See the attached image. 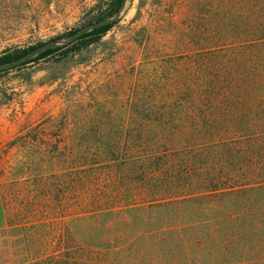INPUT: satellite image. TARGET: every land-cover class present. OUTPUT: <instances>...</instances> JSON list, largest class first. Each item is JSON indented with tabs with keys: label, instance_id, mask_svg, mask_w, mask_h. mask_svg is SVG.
<instances>
[{
	"label": "rangeland",
	"instance_id": "374dc122",
	"mask_svg": "<svg viewBox=\"0 0 264 264\" xmlns=\"http://www.w3.org/2000/svg\"><path fill=\"white\" fill-rule=\"evenodd\" d=\"M108 1L0 0V55L68 38ZM219 9L210 0H128L80 53L59 50L0 73V264H134L128 256L150 250L137 227L121 231L104 226L111 217H86L127 203L134 187L111 167L122 159L97 163L100 147L132 141L139 127L183 123L170 112L191 108L199 63H208L200 59L240 41L228 36ZM125 149L119 158L134 156Z\"/></svg>",
	"mask_w": 264,
	"mask_h": 264
},
{
	"label": "trees",
	"instance_id": "16d2710c",
	"mask_svg": "<svg viewBox=\"0 0 264 264\" xmlns=\"http://www.w3.org/2000/svg\"><path fill=\"white\" fill-rule=\"evenodd\" d=\"M122 1L106 2L94 20L114 14ZM210 1L215 12L223 4L228 36L240 41L211 47L208 60L200 59L208 63H199L191 108L170 112L180 114L183 123L139 127L132 141L100 147L105 154L97 163L122 159L111 167L119 166L117 176L134 187L126 189L127 203L100 205L86 210V217L101 214L111 217L105 227L142 230L150 250L128 256L134 264H264V0ZM115 23L0 73L59 50L65 57L80 53ZM37 46L1 54L0 65ZM125 147L133 157L119 158Z\"/></svg>",
	"mask_w": 264,
	"mask_h": 264
},
{
	"label": "water",
	"instance_id": "95a60500",
	"mask_svg": "<svg viewBox=\"0 0 264 264\" xmlns=\"http://www.w3.org/2000/svg\"><path fill=\"white\" fill-rule=\"evenodd\" d=\"M127 1L128 0H123L119 9L114 14L107 16V17H104L100 20H96L94 22H91L90 24H87L86 26L77 30L72 36H70L68 38H65V39L59 38V39H54V40L42 43L39 46L35 47L33 50L29 51L24 56L18 58L17 60H14L13 62H10L8 64L0 65V70L10 69V68H14L16 66H20L21 64L29 61L30 59L37 56L38 54H40L41 52H43L46 49L69 44V43L77 40L82 35L94 30L95 28H98V27H101V26H104L107 24H111V23L117 21L120 18L121 14H122L125 6H126Z\"/></svg>",
	"mask_w": 264,
	"mask_h": 264
},
{
	"label": "crops",
	"instance_id": "0c3cea01",
	"mask_svg": "<svg viewBox=\"0 0 264 264\" xmlns=\"http://www.w3.org/2000/svg\"><path fill=\"white\" fill-rule=\"evenodd\" d=\"M5 218H6V209L2 201L0 200V227L3 225Z\"/></svg>",
	"mask_w": 264,
	"mask_h": 264
}]
</instances>
